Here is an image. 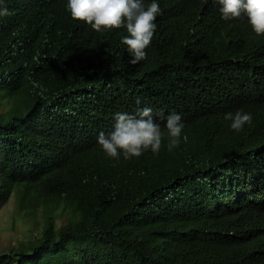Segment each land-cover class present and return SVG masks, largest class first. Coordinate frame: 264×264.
I'll use <instances>...</instances> for the list:
<instances>
[{"label":"trees","instance_id":"1","mask_svg":"<svg viewBox=\"0 0 264 264\" xmlns=\"http://www.w3.org/2000/svg\"><path fill=\"white\" fill-rule=\"evenodd\" d=\"M156 2L133 65L125 28L0 0V205L35 225L0 264H264V34L213 0ZM145 106L181 115L180 145L107 156L98 134ZM242 108L255 119L236 132L224 115Z\"/></svg>","mask_w":264,"mask_h":264},{"label":"clouds","instance_id":"2","mask_svg":"<svg viewBox=\"0 0 264 264\" xmlns=\"http://www.w3.org/2000/svg\"><path fill=\"white\" fill-rule=\"evenodd\" d=\"M218 2L223 20L228 21L248 18L253 31L257 35L264 34V0H213ZM69 17L75 25L82 29L100 32L102 29L125 28L128 35L122 37L130 54V64H137L147 58L146 49L150 46L156 30L157 15L161 9L156 0L145 4L144 0H65ZM8 15L7 7L0 8V16ZM241 26L232 36L235 42ZM135 103L141 104L139 97ZM245 111H243V110ZM238 109L235 113L227 112L225 120L231 121L232 130L239 132L245 124H251L253 113L249 109ZM264 115V111L261 117ZM154 120L151 107H137L134 113L117 112L112 130L101 131L97 143L107 156L119 160L121 154L125 160L139 157L150 150L158 154L165 140L168 151L178 147L184 138V122L181 115L171 113Z\"/></svg>","mask_w":264,"mask_h":264},{"label":"rangeland","instance_id":"3","mask_svg":"<svg viewBox=\"0 0 264 264\" xmlns=\"http://www.w3.org/2000/svg\"><path fill=\"white\" fill-rule=\"evenodd\" d=\"M37 219L41 220L40 217ZM32 220L33 218H24L17 211L14 196L0 205V252L7 250L12 244L15 245L16 239H26L35 234V225Z\"/></svg>","mask_w":264,"mask_h":264}]
</instances>
